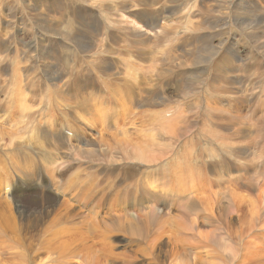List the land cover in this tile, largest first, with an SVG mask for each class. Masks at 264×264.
<instances>
[{
  "label": "rangeland",
  "instance_id": "374dc122",
  "mask_svg": "<svg viewBox=\"0 0 264 264\" xmlns=\"http://www.w3.org/2000/svg\"><path fill=\"white\" fill-rule=\"evenodd\" d=\"M0 134V264H264V0H0Z\"/></svg>",
  "mask_w": 264,
  "mask_h": 264
},
{
  "label": "bare ground",
  "instance_id": "6f19581e",
  "mask_svg": "<svg viewBox=\"0 0 264 264\" xmlns=\"http://www.w3.org/2000/svg\"><path fill=\"white\" fill-rule=\"evenodd\" d=\"M231 1V0H230ZM240 2V1H239ZM30 5H31V9H33V10H36L37 9V4H36V2H34V5H33V1H30ZM240 7V6H239ZM253 10V9H252ZM252 13V12H251ZM237 15H239V14H237ZM248 18H249V16H247ZM251 17V16H250ZM258 17V16H257ZM241 18V17H240ZM249 20H250V18H249ZM260 51V50H259ZM211 57V56H210ZM198 59V58H197ZM194 61V60H193ZM198 61H199V59H198ZM132 70V69H131ZM27 114V113H26ZM21 115V114H20ZM98 117H99V114H98ZM100 119H101V117H99ZM106 118H107V115H106ZM19 120V119H18ZM102 120V119H101ZM104 121V120H103ZM21 122V121H20ZM14 123V122H13ZM14 124H16V123H14ZM20 128V127H19ZM13 129V128H12ZM15 129V128H14ZM71 130V129H70ZM169 131V130H168ZM19 132H20V130H19ZM15 133V132H14ZM125 133V132H124ZM1 135V134H0ZM25 135V134H24ZM125 135H126V133H125ZM169 135V134H168ZM170 135H172V134H170ZM246 135V134H245ZM4 136V135H3ZM7 138H8V142L10 143V144H12V139L15 137V134H13V133H11V134H9V133H7ZM174 136V135H173ZM21 137H23V136H21ZM150 137V136H149ZM153 136L151 135V138H152ZM172 137V136H171ZM0 138H1V136H0ZM25 138V137H24ZM23 138V139H24ZM136 138V137H135ZM166 138H167V136H166ZM17 139V138H16ZM19 139V138H18ZM65 139V138H64ZM150 139V138H149ZM127 140V139H126ZM132 140V139H131ZM134 140V139H133ZM132 140V141H133ZM153 139H151L149 142H151ZM14 142V141H13ZM19 142V141H18ZM128 142V141H127ZM1 143H2V141H1ZM144 143H145V140H144ZM153 142H151V144H152ZM163 143V142H162ZM6 144V143H5ZM3 145H4V143H3ZM36 145V144H35ZM163 145V144H162ZM4 146H6V145H4ZM10 146V145H9ZM13 146V145H12ZM26 146V145H25ZM164 146V145H163ZM6 148H7V146H6ZM14 148V147H13ZM20 148V147H19ZM124 149H125V147H124ZM7 150V149H6ZM135 150H137L138 152H139V147H137L136 149L134 148V154H136V151ZM8 151V150H7ZM123 151V150H122ZM125 152V151H124ZM123 152V153H124ZM129 152V151H128ZM146 151H145V148H142L141 149V152L140 153H145ZM122 154V153H121ZM125 154V153H124ZM7 155V154H6ZM131 155V153H129V156ZM125 156H127V154L125 155ZM124 156V157H125ZM5 157V156H4ZM19 157V156H18ZM127 159H128V157H126ZM133 158V157H132ZM126 160V159H125ZM174 161V160H173ZM16 163V162H15ZM50 163V162H49ZM16 166V165H15ZM164 167V166H163ZM7 168V167H6ZM5 168V169H6ZM3 169V168H2ZM165 169V168H164ZM163 169V170H164ZM168 169H170V168H168ZM50 170V169H49ZM7 171V170H6ZM158 172V171H157ZM11 173H12V171H11ZM156 173V172H155ZM12 174H14V173H12ZM157 174V173H156ZM170 174V173H169ZM174 174V173H173ZM217 174V173H216ZM167 175V174H166ZM157 176H158V174H157ZM179 176V175H178ZM173 177V176H172ZM176 177V176H175ZM154 178V177H153ZM177 179H178V177H177ZM156 181H157V179H156ZM165 181H166V178H165ZM185 180L183 179V182H184ZM158 182V181H157ZM180 182V181H179ZM183 182H181V183H183ZM181 183H180V185H181ZM160 184V183H159ZM152 189V188H151ZM161 190V189H160ZM180 190V189H179ZM149 192V191H148ZM162 192H164V190L163 191H161V193ZM263 193H264V191H263ZM160 195V194H159ZM173 195V194H172ZM182 195V194H181ZM50 198V197H49ZM49 198H46V199H43L44 200V203H46L47 202V204L48 203H50V202H48V200H51V199H49ZM42 199V198H41ZM177 199V198H176ZM158 200V199H157ZM263 202V201H262ZM264 203V202H263ZM44 205H46V204H44ZM44 207V206H43ZM195 209V208H194ZM262 209V208H261ZM257 214H258V211H257ZM253 215V214H252ZM3 216V215H2ZM29 216V215H28ZM114 216V215H113ZM95 220V219H94ZM127 220V219H126ZM121 222H122V220H121ZM196 224V223H195ZM122 226H124V225H122ZM151 226V225H150ZM184 226V225H183ZM142 227V226H141ZM129 228H131V227H129ZM185 229H186V227H185ZM62 232V231H61ZM187 234V233H186ZM207 234V233H206ZM56 235V234H55ZM62 235V234H61ZM58 236V235H57ZM203 236V235H202ZM204 236H205V234H204ZM203 236V237H204ZM62 237H64L63 235H62ZM207 238V237H206ZM49 239H51V238H49ZM56 251V250H55ZM184 261H186V260H184ZM183 262V261H182Z\"/></svg>",
  "mask_w": 264,
  "mask_h": 264
}]
</instances>
